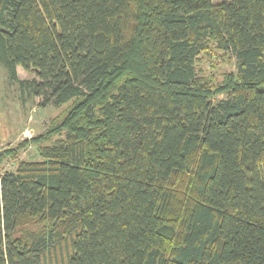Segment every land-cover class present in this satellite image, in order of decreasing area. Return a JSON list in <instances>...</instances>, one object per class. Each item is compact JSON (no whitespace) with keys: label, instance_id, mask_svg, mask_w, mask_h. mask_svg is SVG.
I'll return each instance as SVG.
<instances>
[{"label":"trees","instance_id":"trees-1","mask_svg":"<svg viewBox=\"0 0 264 264\" xmlns=\"http://www.w3.org/2000/svg\"><path fill=\"white\" fill-rule=\"evenodd\" d=\"M0 62L62 107L0 151V264H264V0H0Z\"/></svg>","mask_w":264,"mask_h":264},{"label":"rangeland","instance_id":"rangeland-1","mask_svg":"<svg viewBox=\"0 0 264 264\" xmlns=\"http://www.w3.org/2000/svg\"><path fill=\"white\" fill-rule=\"evenodd\" d=\"M215 3L222 0H213ZM209 57V56H207ZM200 62L201 72L214 76L219 82L225 73L236 72L238 60L231 54L219 53ZM20 79L35 78L34 73L27 72L22 66L17 67ZM223 97V96H221ZM41 97L22 93L19 84L14 80L8 68L0 62V151L8 146L31 138L44 132L53 117L60 113L62 107L53 104L40 105ZM39 145H33L20 154L24 160H42ZM0 175L3 170H15L16 163L6 160L0 165Z\"/></svg>","mask_w":264,"mask_h":264}]
</instances>
